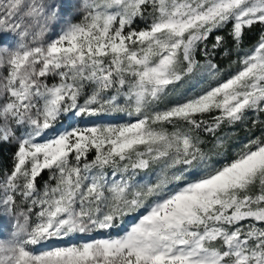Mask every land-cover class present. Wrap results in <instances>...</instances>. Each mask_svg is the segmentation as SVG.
<instances>
[{"label": "snow or ice", "instance_id": "1", "mask_svg": "<svg viewBox=\"0 0 264 264\" xmlns=\"http://www.w3.org/2000/svg\"><path fill=\"white\" fill-rule=\"evenodd\" d=\"M0 264H264V0H0Z\"/></svg>", "mask_w": 264, "mask_h": 264}, {"label": "trees", "instance_id": "2", "mask_svg": "<svg viewBox=\"0 0 264 264\" xmlns=\"http://www.w3.org/2000/svg\"><path fill=\"white\" fill-rule=\"evenodd\" d=\"M255 32H253V33H250L249 34V36H248V38L246 39V41H245V45H249V44H251V43H253L254 42V40H255ZM47 178V174H45V179Z\"/></svg>", "mask_w": 264, "mask_h": 264}, {"label": "rangeland", "instance_id": "3", "mask_svg": "<svg viewBox=\"0 0 264 264\" xmlns=\"http://www.w3.org/2000/svg\"><path fill=\"white\" fill-rule=\"evenodd\" d=\"M217 62L221 63V66L223 67L227 63V60H221L220 57L218 56ZM240 134H241V137H243L245 135V133H243V132H241Z\"/></svg>", "mask_w": 264, "mask_h": 264}]
</instances>
